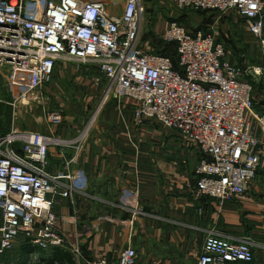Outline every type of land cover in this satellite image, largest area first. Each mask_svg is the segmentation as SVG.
Returning a JSON list of instances; mask_svg holds the SVG:
<instances>
[{"label": "built area", "instance_id": "1", "mask_svg": "<svg viewBox=\"0 0 264 264\" xmlns=\"http://www.w3.org/2000/svg\"><path fill=\"white\" fill-rule=\"evenodd\" d=\"M171 1L178 11L235 13L257 43L263 65L242 71L214 32H191L176 22L163 37L175 58L142 49L141 0H125L120 14L107 0H0V76L13 111L12 129L0 136V256L29 241L43 251H67L73 264H111L88 259L79 244H68L52 212L56 197L84 191V173L49 176L54 139L18 125L21 113L52 131L63 122L60 110H44L42 95L58 62L99 73L93 83L101 87L103 103L129 99L134 125L155 122L197 148L195 200L224 203L244 196L264 157V107H256L252 84L242 79L251 72L263 76L264 0ZM37 111L43 115L36 117ZM55 140L56 147L68 145ZM136 260L128 247L115 264ZM253 262L250 240L209 233L197 264Z\"/></svg>", "mask_w": 264, "mask_h": 264}, {"label": "crops", "instance_id": "2", "mask_svg": "<svg viewBox=\"0 0 264 264\" xmlns=\"http://www.w3.org/2000/svg\"><path fill=\"white\" fill-rule=\"evenodd\" d=\"M251 78L261 83L264 95V84ZM261 98H253L259 109L264 107ZM99 110V115H82L88 120L83 118L80 127L85 121L84 129L89 126L82 144L49 149V176L61 179L82 171L86 177L84 191L72 190L69 198L55 199L52 212L68 244H79L88 259L105 258L111 264L128 247L135 250L137 264H197L206 236L215 233L231 241L250 240L253 264H264V157L240 199L195 200V169L201 160L195 146L155 122L134 125L129 99L106 102ZM12 113L0 136L12 129ZM72 116L63 115L69 126L60 133L59 126L52 131L26 115L20 116L18 125L68 142L79 128ZM256 135L263 138L261 129ZM24 244H16L17 258H0V264H73L67 251L59 249L54 257V250L43 251L31 243L34 252L23 257Z\"/></svg>", "mask_w": 264, "mask_h": 264}, {"label": "rangeland", "instance_id": "3", "mask_svg": "<svg viewBox=\"0 0 264 264\" xmlns=\"http://www.w3.org/2000/svg\"><path fill=\"white\" fill-rule=\"evenodd\" d=\"M107 1H110L109 3L112 5L110 9L114 11V13H121L125 0ZM141 3L144 10L140 31V46L142 49L175 58L173 51H171L168 44L164 42L163 37L170 23L176 22L191 32L200 29L214 32L218 40L222 41L225 47L231 52V56L229 57L230 62L242 71H252V68L263 65L257 43L246 30H243L245 26L244 21L237 17L235 13H220L218 11H201L194 9L178 11L171 0H141ZM90 73L91 72L78 69L75 65L58 62L49 83L44 87L42 92L45 111L60 110L62 115H73L72 118H75L73 124L79 126L77 129V136L75 135L67 139L69 142L68 145L73 144L79 146L83 143L89 131L84 135L86 121L82 129L81 120H83V118L86 120L87 117L82 115H99L101 105L103 107L106 103L102 101L101 87L99 88L93 83L94 78L98 77L99 73ZM262 74V77H257L261 82L264 78V71H262ZM243 76L242 79L252 84V98L258 99L261 98L262 95L263 100L262 98L260 100H262V105H264L261 83L255 82L248 73ZM0 101L1 132L7 128L10 119L9 115H11L12 110L9 106L10 97L5 93L4 82L1 76ZM254 104L256 105L255 102ZM23 110H25L24 107L22 108V111ZM132 113L133 112H131V115ZM23 114L24 113H21V115ZM36 114H38L36 117L43 115L41 112L39 114L38 111ZM77 121L78 124L76 123ZM64 123L65 121L59 125V133L63 128L65 129L69 126L68 123L65 125ZM41 124H43V122H41ZM158 126L159 125L154 123V127ZM60 140L65 142L66 138L62 137ZM181 140L185 141L184 139ZM143 142L146 143L147 141L143 140ZM53 143L55 144H52V147H56L57 144H59L55 139ZM18 256L19 248H16V251H12L5 255L3 254L0 258L11 261Z\"/></svg>", "mask_w": 264, "mask_h": 264}, {"label": "trees", "instance_id": "4", "mask_svg": "<svg viewBox=\"0 0 264 264\" xmlns=\"http://www.w3.org/2000/svg\"><path fill=\"white\" fill-rule=\"evenodd\" d=\"M169 46V48L171 49V51H173V53H174V48H173V46H171V45H168ZM25 242V244L22 246V248H21V254H22V256L24 257L25 255L27 256L28 254H31V253H33L34 252V249H33V246L29 243V241L26 243V241H24ZM54 250V252H52V256L54 255V257H55V255L57 254L56 252H61V251H59V249H52L51 251H53ZM64 253V252H63ZM66 254V253H65Z\"/></svg>", "mask_w": 264, "mask_h": 264}, {"label": "bare ground", "instance_id": "5", "mask_svg": "<svg viewBox=\"0 0 264 264\" xmlns=\"http://www.w3.org/2000/svg\"><path fill=\"white\" fill-rule=\"evenodd\" d=\"M88 128H89V126H88ZM88 128L85 130V133H84V135H86V133H87V131H88Z\"/></svg>", "mask_w": 264, "mask_h": 264}, {"label": "water", "instance_id": "6", "mask_svg": "<svg viewBox=\"0 0 264 264\" xmlns=\"http://www.w3.org/2000/svg\"><path fill=\"white\" fill-rule=\"evenodd\" d=\"M251 75V77H254L252 74H250Z\"/></svg>", "mask_w": 264, "mask_h": 264}]
</instances>
